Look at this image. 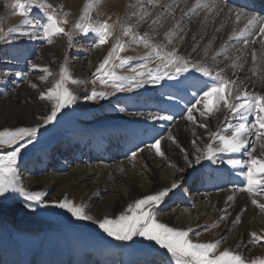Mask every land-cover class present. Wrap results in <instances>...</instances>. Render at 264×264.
I'll list each match as a JSON object with an SVG mask.
<instances>
[{
    "label": "rangeland",
    "instance_id": "374dc122",
    "mask_svg": "<svg viewBox=\"0 0 264 264\" xmlns=\"http://www.w3.org/2000/svg\"><path fill=\"white\" fill-rule=\"evenodd\" d=\"M60 1L59 5H66V0ZM14 3L15 0H0V29L5 34L9 28L18 29L7 35L5 41H0V131L39 128L35 142L22 150L18 160L19 183L28 191L46 193L45 204L67 197L84 206L88 214L102 219L119 215L135 200L178 182L179 187L157 209L159 222L181 230L193 228L194 242H215L224 238L220 250L228 248L241 253L245 260L264 258V240L249 243L251 233L264 235V213L259 210L260 213L245 226L244 220L248 221V217L245 219L244 214L241 222L235 224L238 214L224 211L216 202L210 203L220 193L232 191V195L239 193L236 196H240L238 189L243 185V176L236 175V170L222 162L212 164L203 161L196 165L193 152L189 153L193 160L191 166L185 163L183 152L179 164L170 158L168 150L172 142L167 137L169 133L173 137L178 135L176 125L187 123L184 117L186 109L194 101L191 98L193 92L190 90L185 94L166 87L174 82L165 80L160 85L146 84V87L132 92H117L106 99L91 101L87 97L93 89L107 93L113 91L99 82L93 85L91 80L115 37L98 48L94 46L92 34L76 33L70 48L62 35L54 38L52 45L42 40H30L20 35L21 31L32 29L21 27L23 17L16 14ZM137 3L138 0H125L122 18L130 12L129 5ZM79 9V13L78 10L75 13L74 8L64 6L69 13L68 23L64 25L66 31L72 30L82 14L83 8ZM30 15L33 19L43 20L39 9L34 8ZM92 16L97 18V13L92 12ZM99 18L102 19L100 15ZM136 48L138 50L129 49L122 56H132L129 55L131 52H137L136 57L141 56L145 49L142 45ZM141 62L133 60L130 66L118 70V74L132 75L129 68L137 67ZM65 63L73 77L85 83L69 84L70 90L78 97L76 103L58 113L52 124L41 127L40 117L51 113V105L41 101L39 93L53 86L59 78L61 65ZM32 64L39 67L33 70ZM153 64L150 62L149 66ZM42 67L53 73L45 82L39 79L44 75L39 71ZM194 75L200 80L208 79L198 73ZM33 83L37 85L36 89L30 87ZM169 95L178 102L177 105L172 106L167 101L172 100ZM141 112L171 114L173 120L151 123L140 115H134ZM25 116L31 117L32 122L13 124L16 117ZM213 117L210 123L216 122V115ZM229 120L236 122L232 117ZM154 139H161V149L166 158L156 156L154 150L146 148ZM203 145L200 144L201 147ZM141 148L145 150L139 152ZM11 150L0 145V156ZM133 151L139 153L134 161L131 159ZM229 155L247 158L239 154H221L220 159L225 160ZM170 164L183 171H177ZM157 180L161 182L159 186L156 185ZM138 185L142 193L132 198V190ZM120 198L124 204L118 206ZM25 203L30 206L25 207ZM179 211L184 216L194 214L190 223L196 226L178 228L171 224L169 217H175ZM221 216L226 218L221 220ZM214 224L218 226L213 227ZM134 239L135 243L115 241L107 237L98 225L77 221L62 209L25 202L18 193L0 197V264H166L167 258L162 254L164 250L157 253L144 246L147 242L142 244L140 238Z\"/></svg>",
    "mask_w": 264,
    "mask_h": 264
},
{
    "label": "snow or ice",
    "instance_id": "6c2138e0",
    "mask_svg": "<svg viewBox=\"0 0 264 264\" xmlns=\"http://www.w3.org/2000/svg\"><path fill=\"white\" fill-rule=\"evenodd\" d=\"M101 3L102 0H88L71 31H66L64 27L68 23L69 13L64 10L63 5H53L47 0H15L13 7L17 9L16 14L23 17L21 27L32 29L29 32H20V35L27 36L30 40H42L52 45L54 38L62 35L66 37L70 48L73 46L76 33L92 34L94 46L98 48L108 43L111 37H115L110 51L96 68L93 73L94 79L91 80L93 85L99 82L100 85L110 87L113 91L107 93L93 89L87 97L89 100H103L117 92H132L146 84L155 86L167 80L174 83L166 87L185 94L190 90L193 92L194 101L186 109L187 115L184 117L188 122L207 129L206 123L197 120L196 113L206 120L223 112L221 126H218L216 131H208L209 139L203 147L197 143L201 139L199 136L191 141L194 163L199 165L203 161L212 164L222 162L236 170L235 174L244 178L243 185L238 191L247 193L251 198V204L264 213V202H259L257 199L264 197V94L249 91L245 80L237 75V72L244 70L249 55L252 66L248 71L251 75L255 77L259 71L264 70V42L260 44L259 53L256 48L249 47L257 43V35L264 36V18L233 9L228 6L226 0H181L183 8L179 3H168L167 0H144L143 3L138 0L137 4L129 5V8L134 10L130 14L126 13L123 18L117 17L112 20V17L108 16L106 19H100ZM34 8L43 13L42 21L31 17ZM177 9L181 13L179 18L176 15ZM93 10L97 11V18H93ZM150 17H154L148 25L153 34L150 35L148 32L141 34L139 28ZM217 18L222 19L224 23L215 28L214 34L201 48V42L205 36H208L206 30L208 24L210 22L215 24ZM169 21L171 24L163 33L164 41H157L156 36L160 35L157 30L164 29ZM194 22L199 24L195 31L190 27ZM228 22L232 24L230 35L218 50L209 55L217 38L215 33H219ZM16 31L18 29L9 28L8 33L5 34L3 29H0V41H5L7 35ZM190 32L193 41L191 52L196 53L199 49L198 54L201 57L199 60L179 52L180 45L185 42ZM141 45L146 50L144 55L139 57L121 55L133 46ZM137 59L142 62L137 67L129 68L132 75L118 74V70L125 69ZM225 60L230 63L226 67L217 68V65ZM150 62L155 63L156 67H150ZM31 67L36 70L39 66L32 64ZM227 68L234 70L233 76L236 78L227 75ZM39 71L44 73L39 76L42 82L53 75L47 67L39 68ZM190 73L192 75H189ZM195 73L208 79L200 80L194 75ZM58 75L59 78L52 87L39 93V99L51 105V113L40 117L41 127L52 124L57 119L58 113L76 103L78 97L68 85L85 83L73 77L66 63L61 65ZM30 87L36 89L37 85L33 83ZM172 98L169 95V99ZM134 115L143 116L145 120L153 122L173 120L171 114L160 112L147 114L141 112ZM229 117L236 122L232 123ZM225 123L227 126H223ZM38 132V127L0 131V145L12 149L8 154L0 156V197L7 198L9 193H18L25 202H32L40 207L50 206L65 210L77 221H88L98 225L107 237L115 241L135 243L134 238H140V243L147 242L144 245L146 248L157 253L164 250L162 254L167 258L166 264H264V258L245 260L241 253L228 248L220 250L224 238L215 242H194L191 235L194 234L193 228L181 230L159 222L157 209L165 198L179 187L178 182L135 200L119 215L105 216L102 219L88 214L84 206L75 204L67 197L53 201L50 205L45 204L46 193L26 190L19 183L17 174L22 150L35 142ZM167 139L174 144L177 143L171 133ZM257 145L261 151L258 155H254L257 152ZM146 148L150 151L154 150L156 156L166 158L161 149V139H154V142L147 144ZM144 150L141 148L139 152ZM180 150L184 153L185 163L191 166L193 160L189 158L190 154L182 147ZM138 154L137 151H133L131 159L134 161ZM221 154H239L247 158L239 159L229 155L227 159L221 160ZM169 166L176 168L177 171H183L174 164ZM228 200L232 201L234 197L229 196ZM29 206L25 203V207ZM242 214L243 210L235 217V224L241 222ZM225 218V216L220 217L221 220ZM217 226L218 224L213 225V227ZM261 240H264V235L253 232L249 243H259Z\"/></svg>",
    "mask_w": 264,
    "mask_h": 264
},
{
    "label": "bare ground",
    "instance_id": "6f19581e",
    "mask_svg": "<svg viewBox=\"0 0 264 264\" xmlns=\"http://www.w3.org/2000/svg\"><path fill=\"white\" fill-rule=\"evenodd\" d=\"M49 1L52 3L55 2L58 5L61 3L60 0H49ZM238 1L239 0H226L228 6L233 8V9H236V10L248 13V14H254L258 17L264 18V0H258L259 7L257 10H250V9L241 8L237 4ZM87 2H88V0H66V5H64V6H68L69 9L74 8V12L76 13L77 10L79 8H83ZM139 2L143 3L144 0H139ZM167 2L173 3V4L179 3L182 8L184 7V5L181 3V0H167ZM124 4H125V0H102V3L99 6L100 17L102 19H106L108 16H111L112 20H115L116 17L122 18L123 5ZM79 10H78V13H79ZM132 10H134V9H131L130 12ZM93 12L97 13L96 10H93ZM130 12L128 14H130ZM154 15H155V10H154ZM176 15L178 18L180 17L181 13H180L179 9L176 10ZM151 18H154V17L148 18V20L145 23H143L142 26L139 28V32L141 34H143L144 32H148L150 35L153 34L152 29L148 26ZM134 22L135 21H133V23ZM110 23H111V21H110ZM221 23H224V21L220 18H217V22L215 24H213L211 22L208 24L207 29H206L208 32V36H205L204 40L201 42V48H203L204 45L207 44L208 40L211 38V36L215 32V28L219 27L221 25ZM170 24H171V21H169L168 24L165 25L164 29H158L157 30L160 33V35L156 36L157 41H160V42L164 41L163 33H164L165 29H167L169 27ZM190 27L195 31L199 27V24L194 22L190 25ZM231 27H232L231 22H228L226 24V26L224 28H222V30L219 33H215L217 38H216L215 43L213 44V49L210 51L209 55H212L216 50H218L219 47L224 43V41L227 40L228 35H230V33H231ZM191 35H192V32H190L188 34V36L185 38V42L180 45L179 52L182 55H191V57L193 59L199 60L201 58L200 55L198 54L200 50L198 49L196 53L191 52V47L193 44V41L191 40ZM261 42H264V36L257 35V43L255 45H252V48H256L258 53L260 51ZM136 47L137 46H133L132 51H135L137 49ZM145 51L146 50L143 51L141 56L144 55ZM129 55L136 57L138 54H137V52H131ZM218 59H221V58H218ZM137 61H140V60L137 59ZM209 63H211V62L209 61ZM229 63H230V61L225 60L222 63H219L217 65V68L226 67ZM151 66H152V68H155L156 64L155 65L153 64ZM251 66H252L251 57L249 55L248 63L245 65L244 70L237 72V75L241 79L245 80L246 86H247L249 91H255L259 94H264V70L259 71L257 73V76L253 77L251 75V73L248 71V69ZM233 71H234L233 69L227 68V75L231 78H236L233 76ZM143 87H146V85H144ZM191 98H193V100H194L193 94L191 95ZM167 101L169 103H172L171 104L172 106L178 104V102L174 99L167 100ZM197 115H198V113H196V118L200 123H206L208 125L207 129L199 128L196 125L191 126L188 124V121L185 124L176 125V126H178V128H177V134L178 135H175V139H176L177 143L176 144L172 143V147L170 150H168V153L170 155V158L172 160H174L177 164H179L182 160V152L180 150L181 147L185 151H187L188 153H192L193 148H192L191 141L195 137L199 136L201 139L199 141H197L198 144L207 143L208 139H209L208 138V131L209 130L216 131L217 127L221 126V123L223 121V113L216 114V122L215 123H212V122L210 123V118L213 120L214 117H209L208 118L209 121L204 122V121H202V119H199L198 118L199 115L198 116ZM141 117H143V116H141ZM32 120L33 119L29 116L16 117V119L13 120V122H14L13 124L30 123V122H32ZM148 122L153 123V121H150V120H148ZM193 133H195V135H193ZM177 144H179V147H177ZM260 151H261V149L259 148V145H257V152L254 153V155H258ZM113 172H115V171H113ZM100 173L102 174V172H100ZM107 173L109 174V172H107ZM159 183H161V182H159V180H157L156 185L159 186ZM140 193H142V192H141V188L138 185L137 188H135V189L133 188L132 194L130 196L132 198H135V197L139 196ZM232 194H233L232 191L227 192V193L226 192L220 193L215 198H213V202H212V200H210V203L212 204V203L216 202V203H218V206L221 207V209H223V210L226 209V212H228V210H229V212H232V213L238 214V215H240L241 210H243V214L245 215V219L248 217V221L244 220V225L245 226L249 225V222H251V220L253 218H255V216H257L258 213H260L259 209L255 205L251 204V198L248 196L247 193L241 192V195L238 197L236 195L239 193H237L236 195H232ZM229 196H233L234 200L229 201L228 200ZM257 199L259 202H264L262 197H258ZM122 204H124V200H122V198H120L119 202H118V206H120ZM96 212H98L96 214L99 215V211L96 210ZM179 212L176 214L175 217H169L171 224H173L174 226H176L178 228H183V227L185 228L186 226L192 225L190 223V218L194 217V214L184 216V215H182V212H180V213ZM222 214H224V213H222ZM187 219H189V220H187ZM192 226L195 227L196 224H193Z\"/></svg>",
    "mask_w": 264,
    "mask_h": 264
}]
</instances>
